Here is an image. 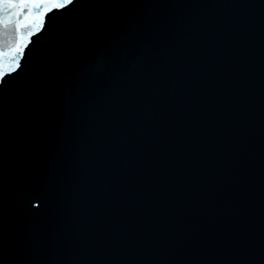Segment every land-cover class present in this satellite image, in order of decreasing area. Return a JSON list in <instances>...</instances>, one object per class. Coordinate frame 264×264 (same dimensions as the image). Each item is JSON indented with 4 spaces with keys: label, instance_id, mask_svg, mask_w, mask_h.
<instances>
[{
    "label": "water",
    "instance_id": "water-1",
    "mask_svg": "<svg viewBox=\"0 0 264 264\" xmlns=\"http://www.w3.org/2000/svg\"><path fill=\"white\" fill-rule=\"evenodd\" d=\"M0 83V264H264V0H76Z\"/></svg>",
    "mask_w": 264,
    "mask_h": 264
},
{
    "label": "snow or ice",
    "instance_id": "snow-or-ice-1",
    "mask_svg": "<svg viewBox=\"0 0 264 264\" xmlns=\"http://www.w3.org/2000/svg\"><path fill=\"white\" fill-rule=\"evenodd\" d=\"M76 0H0V83L21 70L31 37L45 26L49 13H62Z\"/></svg>",
    "mask_w": 264,
    "mask_h": 264
}]
</instances>
